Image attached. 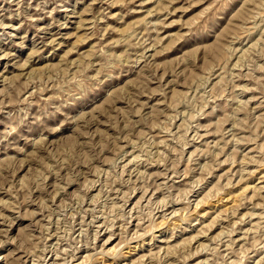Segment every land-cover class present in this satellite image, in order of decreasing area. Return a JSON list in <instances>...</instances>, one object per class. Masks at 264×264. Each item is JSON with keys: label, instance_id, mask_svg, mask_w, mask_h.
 I'll return each mask as SVG.
<instances>
[{"label": "rangeland", "instance_id": "rangeland-1", "mask_svg": "<svg viewBox=\"0 0 264 264\" xmlns=\"http://www.w3.org/2000/svg\"><path fill=\"white\" fill-rule=\"evenodd\" d=\"M0 264H264V0H0Z\"/></svg>", "mask_w": 264, "mask_h": 264}]
</instances>
